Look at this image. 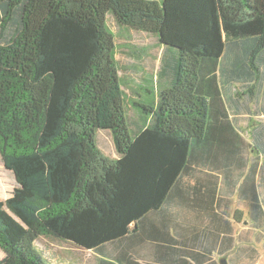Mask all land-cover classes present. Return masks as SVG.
<instances>
[{"label": "trees", "instance_id": "16d2710c", "mask_svg": "<svg viewBox=\"0 0 264 264\" xmlns=\"http://www.w3.org/2000/svg\"><path fill=\"white\" fill-rule=\"evenodd\" d=\"M0 160V264H258L264 0H0Z\"/></svg>", "mask_w": 264, "mask_h": 264}, {"label": "rangeland", "instance_id": "374dc122", "mask_svg": "<svg viewBox=\"0 0 264 264\" xmlns=\"http://www.w3.org/2000/svg\"><path fill=\"white\" fill-rule=\"evenodd\" d=\"M139 34H128V33H123L120 37H119V43L122 44L121 45V53H120V58L122 61H124L125 64H130L132 62H139L140 64L141 62H145L148 61L150 63L156 61L155 58L158 55L159 51L157 50V48H153L152 44L154 43V39L148 38L149 36H138ZM147 48H145V47ZM150 46V48H149ZM140 49V50H139ZM144 49H147L148 51H150L151 55H147L144 53ZM131 51H135L138 52L137 53H142L143 55L138 59L130 56L132 55L130 53ZM135 56V55H134ZM157 59V58H156ZM259 117L257 116H250V117H246L245 119V125H244V130L246 132V134H250L254 128V126L256 124H258L259 122ZM104 140L106 141L107 144V149L109 152H114V144L112 142V139H110V135L108 133H105L104 135ZM15 183H14V179L12 177V175L10 174L9 171H7L4 168V164L2 163V161L0 160V193L5 197L8 198L13 189H14ZM248 224V223H247ZM244 228V226L242 227ZM259 236L258 235V241H259ZM41 245H45V241L42 239L39 241ZM259 243V242H258ZM51 244L53 245L51 248H47L48 250L52 252L57 253L58 255H62V252L65 253L66 255H68L72 260L73 263L76 262V264H92L95 260V256L91 251H86L85 249H79L77 247H74L72 245H68L62 241L60 242H51ZM260 248L261 251L263 253L262 258L260 259L258 264H264V240H262L260 243ZM58 247V248H57ZM62 250V252H61ZM40 251V250H39ZM86 251V253H85ZM41 252V251H40ZM4 256L3 251L0 249V259H2ZM64 264H71L70 262L64 263Z\"/></svg>", "mask_w": 264, "mask_h": 264}, {"label": "water", "instance_id": "95a60500", "mask_svg": "<svg viewBox=\"0 0 264 264\" xmlns=\"http://www.w3.org/2000/svg\"><path fill=\"white\" fill-rule=\"evenodd\" d=\"M221 264H227V261H226L225 258H222V259H221Z\"/></svg>", "mask_w": 264, "mask_h": 264}]
</instances>
